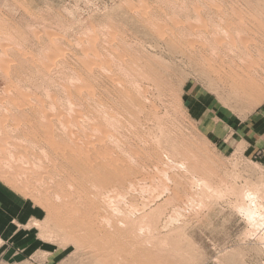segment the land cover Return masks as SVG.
I'll return each instance as SVG.
<instances>
[{"label":"rangeland","instance_id":"rangeland-1","mask_svg":"<svg viewBox=\"0 0 264 264\" xmlns=\"http://www.w3.org/2000/svg\"><path fill=\"white\" fill-rule=\"evenodd\" d=\"M0 70L40 264H264V0H0Z\"/></svg>","mask_w":264,"mask_h":264},{"label":"crops","instance_id":"crops-1","mask_svg":"<svg viewBox=\"0 0 264 264\" xmlns=\"http://www.w3.org/2000/svg\"><path fill=\"white\" fill-rule=\"evenodd\" d=\"M24 224L0 191V264H40L39 238Z\"/></svg>","mask_w":264,"mask_h":264},{"label":"bare ground","instance_id":"bare-ground-1","mask_svg":"<svg viewBox=\"0 0 264 264\" xmlns=\"http://www.w3.org/2000/svg\"><path fill=\"white\" fill-rule=\"evenodd\" d=\"M49 35H50V34H49ZM55 37H56V36H55ZM47 38H48V37H47ZM53 41H54V40H53ZM5 46H6V45H5ZM5 46H4V47H5ZM8 47H9V46H8ZM2 49H4V48L2 47ZM50 57H51V56H50ZM5 60H7V59H5ZM50 61H51V60H50ZM3 62H5V61H3ZM47 62L49 63V61H47ZM42 63H43V62H42ZM48 63H47V64H48ZM5 64H6V63H5ZM47 64H46V65H47ZM3 65H4V64H3ZM43 65H44V64H43ZM46 65H45V66H46ZM4 66H5V65H4ZM4 66H3V67H4ZM5 67H6V66H5ZM94 68H95V67H94ZM99 68H100V67H99ZM46 69H47V68H46ZM100 70H101V68H100ZM0 71H1V70H0ZM2 72H3V71H2ZM110 81H111V80H110ZM113 82H114V81H113ZM144 90H145V89H144ZM95 93H96V92H95ZM89 97H90V96H89ZM1 103H2V102H1ZM17 107H18V106H17ZM99 111H100V110H99ZM67 113H68V112H67ZM102 113H103V112H102ZM40 116H41V115H40ZM44 116H45V115H43V118L45 119ZM107 116H108V115H107ZM1 118H2V117H1ZM1 118H0V119H1ZM11 118H12V117H11ZM44 119H42V120H44ZM48 119H49V118H48ZM48 119H47V120H48ZM110 120H111V119H110ZM112 120H113V119H112ZM108 122H109V121H108ZM108 122H107V123H108ZM110 124H111V123H110ZM49 125H50V124H49ZM49 125H47V126H49ZM107 125H108V124H107ZM113 125H114V124H113ZM68 126H69V125H68ZM95 126H96V125H95ZM93 127H94V126H93ZM96 127H98V126H96ZM96 127H94V129H95ZM46 128H47V127H46ZM60 128H61V126H60ZM62 128H63V127H62ZM111 128H112V127H111ZM99 129H100V128H99ZM1 130H2V126H1ZM49 130H50V128H49ZM3 131H4V130H3ZM101 131H102V129H101ZM101 131H100V133H101ZM13 132H14V131H13ZM46 132H47V131H46ZM46 132H45V133H46ZM107 132H108V131H107ZM43 133H44V132H43ZM66 133H67V132H66ZM92 133H94V132H92ZM69 134H70V133H69ZM87 134H88V133H87ZM101 134H103V133H101ZM2 136H3V135H2ZM47 136H50V135L47 134L46 137H47ZM94 136H95V135H94ZM101 136H102V135H101ZM101 136H100V137H101ZM103 136H104V135H103ZM3 137H4V136H3ZM3 137H2V138H3ZM20 137H21V136H20ZM50 137H51V136H50ZM50 137H49V138H50ZM53 137H54V136H53ZM65 137H66V136H65ZM67 137H68V135H67ZM92 137H93V136H92ZM106 137H107V136H106ZM2 138H0V139H2ZM4 139H5V138H4ZM4 139H2V140H4ZM24 139H25V138H24ZM31 139H32V138H31ZM47 139H48V138H46L45 140H47ZM76 139H77V138H76ZM18 140H19V139H18ZM26 140H27V139H26ZM49 140H50V139H49ZM0 141H1V140H0ZM28 141H29V139H28ZM30 141H31V140H30ZM30 141H29V142H30ZM97 141H98V140H97ZM117 141H118V140H117ZM64 142H65V141H64ZM84 142H85V141H84ZM92 142H93V141H92ZM112 142H113V141H112ZM1 143H2V142H1ZM1 143H0V145H1ZM3 143H4V142H3ZM3 143H2V144H3ZM32 143H33V142H32ZM48 143H49V142H48ZM51 143H53V142H51ZM86 143H87V142H86ZM101 143H102V142H101ZM109 143H110V142H109ZM53 144H54V143H53ZM103 144H104V143H103ZM105 144H106V143H105ZM114 144H115V143H114ZM17 145H18V144H17ZM20 145H21V144H20ZM54 145H55V144H54ZM67 145H68V144H67ZM73 145H74V144H73ZM9 146H10V145H9ZM22 146H23V145H22ZM86 146H87V145H86ZM23 147H24V146H23ZM43 147H44V146H43ZM43 147H42V148H43ZM56 147H58V146H56ZM114 147H115V146H114ZM12 148H13V147H12ZM30 148H31V147H30ZM51 148H53V146H52ZM54 148H55V147H54ZM9 149H10V148H9ZM71 149H72V148H71ZM117 149H118V148H117ZM38 150H39V149H38ZM61 150H62V149H61ZM68 150L70 151V149H68ZM72 150H73V149H72ZM75 150H76V149H75ZM77 150H78V149H77ZM96 150H97V149H96ZM104 150H105V149H104ZM109 150H110V149H109ZM109 150H108V151H109ZM16 151H17V150H16ZM41 151H43V150H41ZM44 151H45V150H44ZM93 151H94V150H93ZM98 151H99V150H98ZM108 151H107V152H108ZM79 152H80V151H79ZM10 153H11V152H10ZM10 153H9V154H10ZM41 153H42V152H41ZM43 153H44V152H43ZM45 153H46V152H45ZM72 153H73V152H72ZM76 153H77V152H76ZM76 153H75V154H76ZM90 153H91V152H90ZM94 153H97V152H94ZM100 153H101V150H100ZM131 153H132V152H131ZM86 154H87V153H86ZM91 154H92V153H91ZM98 154H99V153H98ZM98 154H97V155H98ZM101 154H102V153H101ZM107 154H108V153H107ZM125 154H126V153H125ZM10 155H12V153H11ZM84 155H85V154H84ZM94 155H95V154H94ZM94 155H93V156H94ZM110 155H111V154H110ZM133 155H134V154H133ZM85 156H86V155H85ZM93 156H92V157H93ZM6 157H7V156H6ZM11 157H12V156H11ZM88 157H89V156H88ZM98 157H99V155H98ZM102 157H103V156H102ZM108 157H110V156H108ZM113 157H114V156H113ZM113 157H112V158H113ZM116 157H117V156H116ZM122 157H123V156H122ZM76 158H77V157H76ZM120 158H121V157H120ZM5 159H6V158H5ZM65 159H66V158H65ZM89 159H90V158H89ZM103 159H104V158H103ZM103 159H102V160H103ZM107 159H108V158H107ZM114 160H115V159H114ZM2 161H3V160H2ZM7 161H8V160H7ZM17 161H19V160H17ZM111 161H112V160H111ZM115 161H116V160H115ZM117 161H118V160H117ZM126 161H127V160H126ZM29 162H30V161H29ZM87 162H88V161H87ZM100 162H101V161H100ZM123 162H124V161H123ZM30 163H31V162H30ZM83 163H84V162H83ZM101 163H102V162H101ZM103 164H104V163H103ZM127 164H128V163H127ZM130 164H131V163H130ZM7 165H8V164H7ZM22 165H23V164H22ZM31 166H32V165H31ZM109 166H110V165H109ZM24 167H25V166H24ZM28 168H29V167H28ZM30 168H31V167H30ZM19 171H20V170H19ZM30 171H31V170H30ZM34 171H35V170H34ZM166 171H167V170H166ZM164 173H165V172H164ZM66 174H67V173H66ZM24 175H25V174H24ZM23 178H24V177H23ZM174 182H175V181H174ZM191 183H192V182H191ZM200 183H201V182H200ZM203 184H205V183L202 182V185H203ZM157 187H158V186H157ZM162 187H163V186H162ZM158 188H159V187H158ZM163 188H164V187H163ZM166 188H167V187H166ZM244 189H245V188H244ZM206 190H208V189H206ZM244 191H246V190H244ZM254 191H256V190H254ZM162 192H164V191H162ZM166 192H167V191H166ZM241 193H242V192H241ZM241 193H240V194H241ZM173 194H174V193H173ZM176 194H177V193H176ZM96 195H97V194H96ZM121 195H122V194H121ZM243 195H244V194H243ZM245 196L248 197V199L252 200V201H250L251 203H253V202L255 201V199H256V195H255V193H254L253 191H247V192H245ZM245 196H244V197H245ZM93 197H94V195H93ZM108 197H109V196H108ZM158 197H159V196H158ZM158 197H157V198H158ZM244 197H243V198H244ZM246 197H245V198H246ZM94 198H95V197H94ZM246 199H247V198H246ZM258 199H259V198H258ZM109 201H110V200H109ZM240 201H241V200H240ZM165 202H166V201H165ZM241 202H242V201H241ZM92 203H93V202H92ZM100 203H101V202H100ZM116 203H118V202H116ZM251 203H250V204H251ZM254 203H255V202H254ZM111 204H112V203H111ZM125 204H126V203H125ZM256 204H258V203H256ZM259 204H260V203H259ZM93 205H94V204H93ZM172 205H173V204H172ZM236 205H238V204H236ZM242 205H244V204L242 203ZM136 206H137V205H136ZM244 206L246 207V205H244ZM249 206H250V205H248V207H249ZM256 206H257V205H256ZM256 206H255V207H256ZM111 207H112V206H111ZM155 207H156V206H155ZM175 207H176V204H175ZM245 207H243V206L240 207V208H239L240 211H243V214H244L245 217L248 219V221H254V220H252V219L254 218V216H256V215H253V214H254V209H251V208H245ZM87 208H88V206H87ZM101 208H102V207H101ZM134 208H135V207H134ZM91 209H92V208H91ZM130 209H131V208H130ZM132 209H133V208H132ZM132 209H131V210H132ZM177 209H179L178 206H177ZM260 209H261V208H260ZM89 210H90V209H89ZM137 210H138V208H137ZM255 210H256V209H255ZM154 211H156V210H154ZM154 211H153V212H154ZM238 211H239V210H238ZM95 212H96V210H95ZM100 212H101V210H100ZM132 212H133V210H132ZM149 212H152V211H149ZM156 212L158 213V211H156ZM87 213H88V212H87ZM103 213H104V212H103ZM135 213H136V212H135ZM255 213H256V212H255ZM258 213H259V212H258ZM88 214H89V213H88ZM142 214H143V213H142ZM142 214H140V216H141ZM146 214H147V212L145 213V215H146ZM151 214H152V213H151ZM240 214H241V213H240ZM243 214H242V215H243ZM85 215H86V214H85ZM105 215H106V214H105ZM155 216H156V215H155ZM94 217H95V216H93V218H94ZM157 220H158V219H157ZM157 220H156V221H157ZM99 221H100V220H99ZM102 221H103V220H102ZM102 221H101V222H102ZM108 221H110V220H108ZM118 221H119V220H118ZM113 222H114V221H113ZM132 222H133V221H132ZM88 223H90V222H88ZM97 223H98V222H97ZM90 224H91V223H90ZM92 224H93V223H92ZM103 224H105V223H103ZM110 224H111V223H110ZM113 224H114V223H113ZM116 224H117V223H116ZM251 224H252V223H251ZM108 225H109V224H108ZM256 225H257V224H256ZM253 227H254V225H253ZM259 228H260V227H259ZM107 229H108V228H107ZM132 229H133V228H132ZM140 229H141V228H140ZM140 229H139V230H140ZM108 230H109V229H108ZM141 230H142V229H141ZM132 231H133V230H132ZM103 232H104V231H103Z\"/></svg>","mask_w":264,"mask_h":264}]
</instances>
